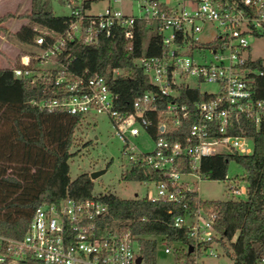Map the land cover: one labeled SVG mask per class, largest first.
<instances>
[{
	"label": "built area",
	"instance_id": "1",
	"mask_svg": "<svg viewBox=\"0 0 264 264\" xmlns=\"http://www.w3.org/2000/svg\"><path fill=\"white\" fill-rule=\"evenodd\" d=\"M94 1L63 0L68 9L63 32L45 28L38 32L34 27L35 51L10 67L12 76L44 87L49 96L31 101L39 110L108 117L127 157L122 172L135 168L147 174L137 181L145 186V193L142 197L134 194L135 198L170 202L185 210L172 216L170 224L184 229L189 243L161 241L163 254L191 247L187 258L175 260L172 255L173 264H204L205 258L218 256L229 259L223 251L225 239L214 228L217 212L204 208L198 197L197 184L205 179L200 161L216 155L250 154L252 137L245 125L256 129L264 121V86L255 82L264 76V60L260 68L251 67L257 58L249 54L254 39L264 40V0H134L135 14L110 6L91 13ZM135 21L144 24L146 38L150 33L158 37L160 52L150 56L141 52L134 58L133 65L152 89L137 95L130 111L123 112L115 106L118 94L110 89L108 79L125 75L127 69L70 74L56 61V54L65 40L93 46L114 29L130 49ZM206 84L213 90H201ZM182 88L197 90L199 99L190 106L179 102ZM190 116L193 121L186 131L171 140ZM140 130L152 140L149 151L129 144ZM224 179H228L226 174ZM227 189L226 199L246 193L242 183L232 182ZM193 192L196 199L188 207ZM101 197L91 191L84 200L65 197L37 205L21 236L0 233V264H147L136 237L105 220L108 211ZM254 264H264V252Z\"/></svg>",
	"mask_w": 264,
	"mask_h": 264
},
{
	"label": "trees",
	"instance_id": "2",
	"mask_svg": "<svg viewBox=\"0 0 264 264\" xmlns=\"http://www.w3.org/2000/svg\"><path fill=\"white\" fill-rule=\"evenodd\" d=\"M9 16V13L0 16V23ZM17 17L26 22L12 36L25 45H32L37 33L34 27L61 33L67 20L64 15H54L46 0ZM143 27L141 21L134 22L130 49L118 29H114L111 36L100 37L93 46L65 40L56 61L70 74H103L108 68L127 69L125 75L108 79V85L118 94L116 108L129 112L131 101L152 89L141 70L133 65L134 58L141 52L147 56L160 52L158 37L150 33L146 38ZM0 31L4 29L0 27ZM263 60L257 58L250 66L260 68ZM255 82L264 86V76L257 77ZM48 96L42 85L14 78L10 68H0V233L7 236L22 235L37 205L65 197L84 200L92 191L87 173L73 179L68 176L73 131L85 116L59 110L47 112L31 104ZM199 97L197 90L182 88L177 100L190 106ZM192 121L190 116L182 122L170 139H179ZM245 127L252 137L250 154L216 155L200 161V171L208 180H223L231 161L243 170V174L235 178L245 187L244 197L200 201L204 208L213 207L217 212L214 228L228 242L223 251L230 264H254L264 252V121L256 129L250 123ZM150 132L156 137L153 130ZM146 177L147 174L135 168L121 173L123 180L140 181ZM189 197L188 207H191L196 193H189ZM101 200L107 206L105 220L127 228L136 237L147 264H154L156 237L167 244L189 243L184 229L172 228L170 224L172 216L185 212L178 205L144 198L121 199L111 193L103 194ZM172 255L175 260L187 258L188 249L176 248Z\"/></svg>",
	"mask_w": 264,
	"mask_h": 264
},
{
	"label": "rangeland",
	"instance_id": "3",
	"mask_svg": "<svg viewBox=\"0 0 264 264\" xmlns=\"http://www.w3.org/2000/svg\"><path fill=\"white\" fill-rule=\"evenodd\" d=\"M44 0H0V16L5 13L11 14L0 23L4 31H0V67L10 68L17 65L22 55L31 54L35 51L32 45L18 43L12 33L26 22L17 16L29 12L32 7L38 6ZM47 6L54 15L61 16L68 13V9L63 4V0H46ZM107 6L120 8L132 13H136V2L134 0H122L114 3L111 0H96L91 4L89 12H102ZM38 32L43 31L37 28ZM146 39L143 40V45ZM249 54L252 58H264V40L254 39L249 45ZM201 90L212 91V85H202ZM129 144L138 151H149L152 148L151 138L142 130L139 134L129 139ZM122 142L113 133V129L108 117L104 114L86 115L84 119L75 127L72 136V144L69 152L72 156L67 160L68 176L75 178L78 174L103 170L101 174L93 178L92 193H111L118 198L128 199L142 197L145 193V186L137 181L123 180L121 173L127 166V157L122 151ZM226 176L228 179L208 180L201 179L197 184L198 197L201 200H224L228 197L227 187L233 182L238 185L240 182L235 176L240 177L243 170L234 162L227 164ZM156 239V256L154 264H173L171 254L162 253V242ZM222 246H228L224 240ZM230 264V260L218 256L207 257L204 264Z\"/></svg>",
	"mask_w": 264,
	"mask_h": 264
},
{
	"label": "water",
	"instance_id": "4",
	"mask_svg": "<svg viewBox=\"0 0 264 264\" xmlns=\"http://www.w3.org/2000/svg\"><path fill=\"white\" fill-rule=\"evenodd\" d=\"M103 172V170H98V171H92L88 174V177L90 178V180H92L93 178H95L96 176H98L99 174H101ZM191 250V247L188 246V251ZM139 261V258L136 259V262Z\"/></svg>",
	"mask_w": 264,
	"mask_h": 264
},
{
	"label": "crops",
	"instance_id": "5",
	"mask_svg": "<svg viewBox=\"0 0 264 264\" xmlns=\"http://www.w3.org/2000/svg\"><path fill=\"white\" fill-rule=\"evenodd\" d=\"M23 25V24H22ZM0 68H2V67H0Z\"/></svg>",
	"mask_w": 264,
	"mask_h": 264
}]
</instances>
